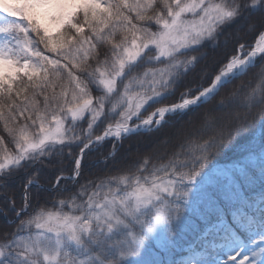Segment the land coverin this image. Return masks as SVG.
<instances>
[{"label": "snow or ice", "instance_id": "1", "mask_svg": "<svg viewBox=\"0 0 264 264\" xmlns=\"http://www.w3.org/2000/svg\"><path fill=\"white\" fill-rule=\"evenodd\" d=\"M0 264H264V0H0Z\"/></svg>", "mask_w": 264, "mask_h": 264}, {"label": "trees", "instance_id": "2", "mask_svg": "<svg viewBox=\"0 0 264 264\" xmlns=\"http://www.w3.org/2000/svg\"><path fill=\"white\" fill-rule=\"evenodd\" d=\"M231 159H232V154L231 153L224 157V161L225 162H229Z\"/></svg>", "mask_w": 264, "mask_h": 264}]
</instances>
